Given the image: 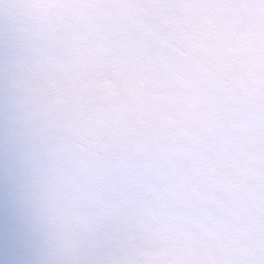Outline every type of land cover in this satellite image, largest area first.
Instances as JSON below:
<instances>
[{
    "label": "snow or ice",
    "instance_id": "obj_1",
    "mask_svg": "<svg viewBox=\"0 0 264 264\" xmlns=\"http://www.w3.org/2000/svg\"><path fill=\"white\" fill-rule=\"evenodd\" d=\"M47 160L99 194L75 264H264V0H0V264H49Z\"/></svg>",
    "mask_w": 264,
    "mask_h": 264
},
{
    "label": "clouds",
    "instance_id": "obj_2",
    "mask_svg": "<svg viewBox=\"0 0 264 264\" xmlns=\"http://www.w3.org/2000/svg\"><path fill=\"white\" fill-rule=\"evenodd\" d=\"M79 166L77 161L65 164L67 173ZM40 195L44 199L50 187L55 184L60 193L58 206L72 213L70 221H61L62 231L47 234L46 245L41 255L46 256L49 264H75L83 251L91 245L97 225L89 214L88 202L83 192L77 190L74 182L61 181L55 169L50 170L39 180Z\"/></svg>",
    "mask_w": 264,
    "mask_h": 264
},
{
    "label": "rangeland",
    "instance_id": "obj_3",
    "mask_svg": "<svg viewBox=\"0 0 264 264\" xmlns=\"http://www.w3.org/2000/svg\"><path fill=\"white\" fill-rule=\"evenodd\" d=\"M55 169L58 174V179L61 181L74 182L77 190L81 191L85 195V199L88 204L96 197L100 189L93 188L90 184L83 180L75 179L71 174L67 172H61L57 165L53 162L47 160H41L36 163L35 168H26L25 175L31 177L30 190L26 186L24 191V196L26 199H30L33 211L36 213L37 217H41L44 211V199L39 194V180L50 170Z\"/></svg>",
    "mask_w": 264,
    "mask_h": 264
}]
</instances>
